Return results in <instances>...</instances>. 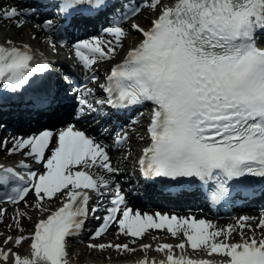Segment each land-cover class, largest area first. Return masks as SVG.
Returning a JSON list of instances; mask_svg holds the SVG:
<instances>
[{
    "label": "snow or ice",
    "instance_id": "snow-or-ice-1",
    "mask_svg": "<svg viewBox=\"0 0 264 264\" xmlns=\"http://www.w3.org/2000/svg\"><path fill=\"white\" fill-rule=\"evenodd\" d=\"M42 8H54L65 31L112 12L111 26L102 32L114 41L92 37L71 46L82 68L93 72L87 78L92 82L97 80L93 65L99 60L111 61L117 48H123L128 33L122 22L140 13L139 5L131 7L124 0H33L25 8L0 4V19H16L15 26L21 28ZM145 10L155 17L147 29L137 23L130 25L141 38L110 68L105 83L99 84L106 98L96 105L117 112L145 102L155 105L147 127L150 144L138 163L144 177L160 180L163 192L186 189L199 181V191L213 205L264 196V46H259L264 43V0H173L170 5L149 0ZM38 26L53 31V19ZM60 43L63 46L65 41ZM49 71L48 62L35 56L29 45L17 47L11 40L0 43V82L11 93L30 90L26 100L29 118L44 119L55 112L56 91L46 80L34 79ZM91 95L94 92L89 88L73 97L79 105L74 108L77 119L100 114L86 98ZM127 139V134H118L114 143L119 147ZM0 143L7 145V141ZM6 150L10 155L23 152L45 169L38 174L21 161L20 167L29 169L26 180L14 167L0 165V189L6 190L7 202L24 201L32 191L39 201L36 207L45 212V200L63 198V203L39 220L30 236L15 238L17 246L30 240V256L0 249L4 262L11 258V264H68L69 239L81 234L91 215L102 220L93 239L113 225L118 236L132 237L133 244L143 240L149 230L182 236L176 245L155 247L166 256L158 264H264V232L259 239L245 233V229L255 232L248 223L252 217L241 216L235 225L216 228L204 219L133 212L118 183L113 189L109 180L90 172L95 168L119 174L108 146L72 124L59 131L43 126L35 134L14 138L12 148ZM90 192L96 197L93 204ZM106 197L110 203L105 207ZM102 209L106 214L97 216ZM5 214L6 209L0 208V216ZM23 215L17 212L14 217L17 226ZM256 227L264 230V216ZM237 230L240 241L229 242ZM12 239L8 237L4 243ZM186 246L222 259L175 254V249L184 253ZM89 248L136 251L129 244L111 242L89 244ZM140 248L152 250L153 246L141 243ZM139 264L149 262L145 258Z\"/></svg>",
    "mask_w": 264,
    "mask_h": 264
},
{
    "label": "bare ground",
    "instance_id": "bare-ground-1",
    "mask_svg": "<svg viewBox=\"0 0 264 264\" xmlns=\"http://www.w3.org/2000/svg\"><path fill=\"white\" fill-rule=\"evenodd\" d=\"M144 12H146V11H144ZM137 17H138V20H139L140 23H143L144 22L142 20L143 13L137 15ZM5 31L8 32V33H5ZM31 33L32 32H30V27L28 25H24L21 28H17V27H15L14 23L11 20L0 19V43H4V41H6L7 39L10 38V37L6 38V35L7 34H15V35H17L20 38H24L25 37V39L22 40V41H15L13 44H18V43H22V42H24L25 44H28V42L25 41V40L27 39V36L29 34H31ZM131 34L133 36H135V37H138L137 36V33L134 32V31H131ZM29 43L36 44V46L37 45H40V43H37V41L35 42V41L31 40V39H30ZM129 44L131 46H134L135 41L134 40H131ZM130 45H128V46H130ZM113 59H115V57ZM112 61H114V60H111V61H108L107 60V62H109V63L112 62ZM98 62H99L98 67L95 68L96 71L98 69H101L100 67L104 64V62L102 63V62H100V60ZM62 108H64V107H62ZM64 109H67V108H64ZM10 115H13V114H10ZM129 137L130 138L133 137L132 133L129 134ZM1 149H2V147H1V143H0V159H2V158H4L5 160L10 159V157L7 156L3 151H1ZM129 149H131V147ZM124 151H125V149H124ZM123 153H125V152H123ZM33 198H34V196H30L29 204H27L26 206H29V205L31 206L32 205V203H30V202H32V199ZM34 199H36V198H34ZM184 201H186V202H193L194 200H192V199H186ZM47 204H48V201H47ZM26 206H20L18 208V210L24 211L25 212V215H30V220L35 219L37 217V213L35 211L29 210V208L26 209ZM15 213H13V214L15 215ZM15 217H17V216H15ZM0 219H1V216H0ZM19 220H20L19 226L22 225L21 228L23 229V231H21L20 227L17 226V224L15 222V219L14 220H11L10 215L4 216L3 217V223L0 222V238L3 235L5 237L6 235H9V234H11V235H26L27 234L26 233L27 232L26 229L29 227L30 223H29V221H27L25 219V217H21V218L19 217ZM108 233H109L108 234V237H107L108 240H111L112 238L115 239V238L118 237V235H116L114 233V231H110ZM119 238L120 239L114 240L113 243L118 242L117 240H121V242H125V240L123 239V236L122 235H119ZM27 241L29 242V240H26V241H24L22 243V245H26ZM147 242H148V240H147ZM94 243H100V241L99 240H95ZM155 244L157 245V243H155ZM0 245H2L1 244V241H0ZM78 248L81 251L79 253V255H77V253H76L77 250L76 251L75 250H72L71 251V252L75 251V257H76L75 263L76 262L77 263H83L84 260H85L84 258H85L86 255H92L91 258H94V260L100 259L101 257H103V255H105V253H109V252L111 253V256L109 257L110 259H119L122 256L127 257V256H130L131 255V252H123L122 253V252H119V251H115L113 248H111L109 250H106L105 252H104V250H98V249L92 250V249H89L87 246H78ZM70 260H71V262H74V258H72ZM103 261H105V259H103ZM8 264H11V261Z\"/></svg>",
    "mask_w": 264,
    "mask_h": 264
},
{
    "label": "rangeland",
    "instance_id": "rangeland-1",
    "mask_svg": "<svg viewBox=\"0 0 264 264\" xmlns=\"http://www.w3.org/2000/svg\"><path fill=\"white\" fill-rule=\"evenodd\" d=\"M5 33H8V32H6L5 31ZM8 37H10L8 40H12V41H19V40H22L23 38H20V37H18L17 35H15V34H7L6 35V38H8ZM28 38H31V35L29 34L28 36H27ZM26 217H28V216H26ZM6 234V233H5ZM9 236H6L5 238H3V240H6L7 238H8ZM117 243H119V242H117ZM109 254H105L104 256H103V258H107V256H108ZM90 258L92 257V255H88ZM0 264H6V263H0Z\"/></svg>",
    "mask_w": 264,
    "mask_h": 264
}]
</instances>
